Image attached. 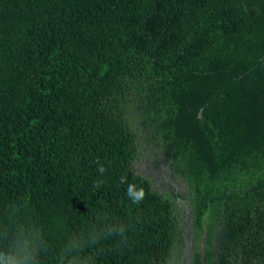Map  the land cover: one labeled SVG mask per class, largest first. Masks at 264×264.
Listing matches in <instances>:
<instances>
[{
  "label": "trees",
  "instance_id": "16d2710c",
  "mask_svg": "<svg viewBox=\"0 0 264 264\" xmlns=\"http://www.w3.org/2000/svg\"><path fill=\"white\" fill-rule=\"evenodd\" d=\"M129 114L185 193L130 173ZM175 200L192 264H264V0H0V246L22 226L39 264H169Z\"/></svg>",
  "mask_w": 264,
  "mask_h": 264
},
{
  "label": "clouds",
  "instance_id": "9594fccd",
  "mask_svg": "<svg viewBox=\"0 0 264 264\" xmlns=\"http://www.w3.org/2000/svg\"><path fill=\"white\" fill-rule=\"evenodd\" d=\"M98 171L103 173V166L98 167ZM123 182V181H122ZM127 196L133 203H139L145 197L143 188H137L134 184H128L126 188ZM120 233L123 228L118 229ZM2 239L6 241L0 246V264H39V255L43 249V239L39 233L26 231L22 226L9 238L7 232L3 233ZM78 242L71 243V248H78Z\"/></svg>",
  "mask_w": 264,
  "mask_h": 264
},
{
  "label": "rangeland",
  "instance_id": "374dc122",
  "mask_svg": "<svg viewBox=\"0 0 264 264\" xmlns=\"http://www.w3.org/2000/svg\"><path fill=\"white\" fill-rule=\"evenodd\" d=\"M125 119L127 121H129V123L131 124L132 129H135L136 132V139H135V143H136V162L139 159L140 161H138L139 163V169L143 172V176H145V178L149 179L151 187L153 185V191L154 192H159L160 195H164L165 192H167L170 187V184H173L174 186H176L179 190H184L185 191V184L184 182H182L180 179H174V178H169L168 177V173H167V166H163V168L161 170H157L155 168V170H151V168L149 169L147 166H144L143 163L141 162V157L139 154H141L142 151V146H141V142L139 140V137L137 136L138 130H137V124L139 123L137 119H135L134 116H132L131 114L126 115ZM150 174V175H149ZM165 179V180H164ZM189 204L186 201H178L175 202L173 204V214L175 216V220L177 223L178 228H180L181 232H182V236L184 238L188 237V233L185 231L184 226L186 224V220H187V211L189 209ZM202 235L200 236V240L199 241H195V238L192 234V245H191V251H194L195 246L197 245L199 251H202ZM178 243L174 244V247L171 249V251H173L176 247H177ZM173 256L172 254H170V257Z\"/></svg>",
  "mask_w": 264,
  "mask_h": 264
},
{
  "label": "flooded vegetation",
  "instance_id": "af4514ba",
  "mask_svg": "<svg viewBox=\"0 0 264 264\" xmlns=\"http://www.w3.org/2000/svg\"><path fill=\"white\" fill-rule=\"evenodd\" d=\"M139 127V125L137 124ZM137 136L139 137V140L141 142L142 151L140 157L141 162L144 166H147L151 170H161L163 166H166L161 160L160 155L157 154L156 150L153 146H150L148 143L145 142V139L143 137V132L139 129ZM139 159L136 162V159L132 162L131 171L133 174L138 176H143V172L139 169ZM155 168V169H153ZM167 173L168 177L174 178L172 173L170 172L169 168L167 167ZM150 175V174H149ZM145 177V176H143ZM175 179V178H174ZM165 180V179H164ZM170 189L167 192H170L172 194H178V193H185L184 190H179L176 186L173 184L169 185ZM153 188V185H152ZM180 200H175V202H178ZM185 231L188 233V237L184 238L181 234V240L177 244V247L171 251V261L169 264H192L193 263V254L194 251H191V245H192V221H191V210L190 208L187 211V220L186 224L184 226ZM202 264V261H201Z\"/></svg>",
  "mask_w": 264,
  "mask_h": 264
},
{
  "label": "water",
  "instance_id": "95a60500",
  "mask_svg": "<svg viewBox=\"0 0 264 264\" xmlns=\"http://www.w3.org/2000/svg\"><path fill=\"white\" fill-rule=\"evenodd\" d=\"M130 173H132V171ZM152 191H153V189H152ZM202 264H204V256H203V253H202Z\"/></svg>",
  "mask_w": 264,
  "mask_h": 264
}]
</instances>
